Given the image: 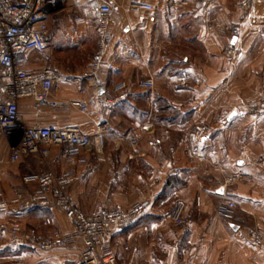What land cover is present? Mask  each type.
Masks as SVG:
<instances>
[{
    "label": "crops",
    "instance_id": "0c3cea01",
    "mask_svg": "<svg viewBox=\"0 0 264 264\" xmlns=\"http://www.w3.org/2000/svg\"><path fill=\"white\" fill-rule=\"evenodd\" d=\"M116 1L120 17L110 26L114 41L101 58L98 90L110 99L121 96L132 108L144 106L145 117L132 120L121 101L94 110L98 90L84 80L96 44L93 3L62 0L56 12L59 21H47L43 51L24 52L16 64L27 71L49 66L54 74L50 95L60 105L38 108L32 99H21L17 108L22 123L76 128L89 137L83 165L61 162L53 167L56 174L68 170L71 182L66 195L81 212L144 207V215L133 226L108 233L106 249L115 264H264V249L247 237L250 232L264 236V175L252 164H264V115L232 111L264 98V0H254L246 14L239 9L241 0H213L208 7L201 0ZM134 4L150 5L151 11L138 12L131 8ZM231 40L236 55L228 63L222 52ZM177 73L184 75V86L172 79ZM147 78L152 79L153 90H137L136 82ZM154 98L173 110L163 123L151 119ZM72 102L85 103L91 113L80 115L67 106ZM97 125L105 130L102 164L92 151ZM199 127L206 131L194 145L190 138ZM129 129L142 133L132 160L121 140ZM163 133L168 139L159 142ZM116 146L119 151H114ZM60 150L50 147L49 159ZM7 157L1 146L2 165ZM42 171L40 159L34 156L23 157L8 171L0 167V200L8 201L23 177ZM235 173L244 177L223 187ZM166 182L170 190L156 200ZM33 189L32 184L27 186L29 192ZM176 201L184 205L178 225L170 221ZM227 202L234 208L228 218H221L215 209ZM46 209L52 225L76 253L69 259L48 261L77 260L80 245L71 226L60 212ZM39 211L22 216L10 211L0 214V221H18L44 235ZM13 250L5 248L1 255Z\"/></svg>",
    "mask_w": 264,
    "mask_h": 264
},
{
    "label": "built area",
    "instance_id": "2783aa9c",
    "mask_svg": "<svg viewBox=\"0 0 264 264\" xmlns=\"http://www.w3.org/2000/svg\"><path fill=\"white\" fill-rule=\"evenodd\" d=\"M62 0H0V139L3 138L8 146V161L16 163L26 156L40 159L43 171L29 174L22 178L21 185L15 187L8 201L0 200V214L10 211L22 213L37 208H53L60 212L72 228L74 239L80 245V251L75 264H115L114 257L107 251V235L112 230H122L134 224L144 214V207L137 205L129 209H105L95 214L81 212L76 204L66 195L65 188L71 182L68 172L58 174L50 170V163L65 162L71 166L84 164V153L90 147V139L76 128H45L34 124L25 126L19 115L17 103L21 99L30 98L38 108L54 109L60 104L52 100L54 74L45 65L35 71L21 70L16 67L17 61L24 52L41 53L44 48V38L48 33L47 21L56 23L58 5ZM93 3L90 13L94 17L96 44L84 74L85 82L95 91L98 90V72L104 52L112 45L114 34L111 24L120 17V7L116 0H89ZM254 0H241L239 9L246 14ZM205 7L213 4V0H201ZM132 9L138 12H149L151 6L134 4ZM143 20L142 15L137 16ZM236 55V46L228 43L222 57L231 63ZM180 86L185 85V77L181 73L173 76ZM122 84L114 87V91L122 88ZM135 87L140 91H152L153 81L150 78L136 82ZM122 100L107 98L102 94L93 96L94 110L110 108ZM68 107L75 109L80 115L88 116L91 110L85 103L72 102ZM248 115H264V98L253 103H244L232 109ZM104 127L97 125L93 135V148L98 154L97 161L102 162L100 153L103 149ZM204 127H199L190 141L200 143ZM141 130L129 129L122 137V142L130 149L128 159L136 155V147L141 140ZM168 139L161 134L159 142ZM60 147L61 150L53 159H49V148ZM116 149L118 146L115 147ZM197 158V161H200ZM252 164L264 175V164L253 161ZM244 176L235 173L225 179L223 187L231 185ZM34 185L33 191L27 190L28 185ZM1 197V194H0ZM194 205L199 206V198L194 197ZM234 208L232 202L220 203L215 211L221 218H228ZM184 205L180 201L173 204L170 221L178 225L181 221ZM46 229L40 235L33 228H25L19 222L0 221V251L5 248L26 247L41 252L63 250L68 242L49 218L40 222ZM248 239L257 247L264 249V236L250 232ZM16 264H21L19 261Z\"/></svg>",
    "mask_w": 264,
    "mask_h": 264
},
{
    "label": "rangeland",
    "instance_id": "374dc122",
    "mask_svg": "<svg viewBox=\"0 0 264 264\" xmlns=\"http://www.w3.org/2000/svg\"><path fill=\"white\" fill-rule=\"evenodd\" d=\"M251 103H253V102H251ZM5 143L6 142L1 140L0 141V147L4 146L5 149H6V152L8 153V146ZM103 144H104V142H103ZM123 145H124L123 147L127 148L124 143H123ZM127 149H128V151L130 153V149L129 148H127ZM119 150H120L119 146H118L117 149L114 147V151H119ZM99 155L101 157V153ZM97 156H98V154H97ZM130 160H132V159H130ZM98 163L102 164V162H98ZM2 164L3 163L1 162L0 163V167L4 166V168H6L7 171H8V169H13L14 167H16V163H10L8 161V159L6 160V163L4 162V165H2ZM58 164L59 163H50V170L53 173H55L54 170H53V167L58 165ZM70 167H72V166H70ZM66 171H68V170H66ZM25 214L26 213H24V215ZM70 246L68 244L67 247L65 249H63V250H57V251L47 252V253L46 252L37 251V250H33V249H29V248H24V247H15L12 252H7V253L1 255V252H3L1 250L0 251V258H7V259L9 258V259L8 260H4V261H0V264H16L18 261L21 264H60L59 262L58 263L57 262H49L48 260L53 259V258L54 259H56V258H64V259L67 258V259H69L71 257H75L74 254H76V253H75V251L72 250L73 247H70ZM73 260L74 261H64L61 264H75V260L76 259H73Z\"/></svg>",
    "mask_w": 264,
    "mask_h": 264
},
{
    "label": "trees",
    "instance_id": "16d2710c",
    "mask_svg": "<svg viewBox=\"0 0 264 264\" xmlns=\"http://www.w3.org/2000/svg\"><path fill=\"white\" fill-rule=\"evenodd\" d=\"M13 1L14 2H17V0H13ZM121 102L122 103L120 105H124L122 108L126 111V113L129 115V117L132 118V120H134V121H141L145 117V115L147 113V109H145L144 106L143 107H139V108H132V107H130L128 105H125V102L124 101H121ZM153 104H154L153 107H154L155 113L151 117L152 121L154 123H163L164 120L166 119V117H169V115L172 114V111L173 110L164 101H162L160 99H157V98H154L153 99ZM169 190H170V188H169V186L167 185V182H166V185L163 187L160 195L158 196V198H156V200L165 198ZM172 208H171V210H172ZM37 210L38 211L40 210L39 211L40 212V215L43 214V215H41L42 216L41 221L43 219H45V218H48V215H47V210L48 209H46V208H43V209L42 208L32 209V210H29V211H26V212H22V213H15V212H13V214L14 215H20V216H22V215H24V213H26L28 215V214L33 213L34 211H37ZM142 216L139 217L134 222V224L137 223L142 218ZM16 222H18V221H16ZM133 225H131V226H133ZM131 226H129V227H131ZM24 227L26 229L29 228V227H27L25 225H24ZM129 227H127V228H129ZM127 228H125V229H127ZM122 230H124V229H122ZM118 231H121V230H118ZM24 248H26V247H24Z\"/></svg>",
    "mask_w": 264,
    "mask_h": 264
},
{
    "label": "water",
    "instance_id": "95a60500",
    "mask_svg": "<svg viewBox=\"0 0 264 264\" xmlns=\"http://www.w3.org/2000/svg\"><path fill=\"white\" fill-rule=\"evenodd\" d=\"M230 43L232 44L233 43V40H231ZM97 94H102V89H99L98 92H97Z\"/></svg>",
    "mask_w": 264,
    "mask_h": 264
}]
</instances>
